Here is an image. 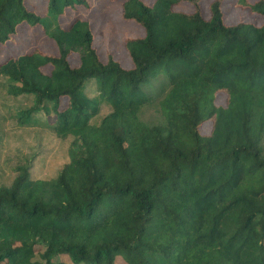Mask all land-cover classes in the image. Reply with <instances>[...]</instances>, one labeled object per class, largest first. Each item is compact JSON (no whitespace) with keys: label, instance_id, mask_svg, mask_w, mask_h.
Here are the masks:
<instances>
[{"label":"trees","instance_id":"1","mask_svg":"<svg viewBox=\"0 0 264 264\" xmlns=\"http://www.w3.org/2000/svg\"><path fill=\"white\" fill-rule=\"evenodd\" d=\"M224 1L205 17L200 0H123L143 29L128 67L100 60L88 19L61 24L86 0H0V46L24 24L55 48L0 61L12 125L70 138L51 177L32 174L38 149L8 165L0 264H264V0H234L259 24L226 23Z\"/></svg>","mask_w":264,"mask_h":264},{"label":"rangeland","instance_id":"2","mask_svg":"<svg viewBox=\"0 0 264 264\" xmlns=\"http://www.w3.org/2000/svg\"><path fill=\"white\" fill-rule=\"evenodd\" d=\"M89 8L79 6L75 12L67 10L66 15L60 18L61 24L65 26L75 16L88 19L94 32V46L101 61H106L107 53H110L115 60L123 66H130V61L123 46V39L126 36H142L143 29L131 20L121 17V4L123 0H86ZM151 4L153 0H143ZM211 0H200L203 16H208L207 6ZM252 1V0H250ZM28 7L43 14L45 13L46 0H26ZM176 10L192 12L193 7L189 3L181 2L174 6ZM224 21L235 23L240 19L261 23L260 16L241 10L234 4V0H225L223 3ZM34 47L40 48L45 53H55V48L51 46L39 28L31 29L26 25H20L16 34L0 46V61L7 56H17L28 52ZM70 63H77V55L69 57ZM50 66H44L43 70L48 72ZM0 81V115L4 114L5 120L0 122V131L4 134L0 137V183L8 182L12 177L8 165L13 163L15 156L20 151L38 149V156L33 163V175L40 177H51L64 164L67 159L66 151L70 138H57L52 133L44 131L34 125H12L13 120L9 117V112L16 103L4 93V87ZM217 105H224L225 93L219 92L214 100ZM108 108H102L101 114L107 112ZM210 121L203 122L199 131L208 134L210 131ZM60 259H65L61 256ZM115 264H125L120 257L116 258Z\"/></svg>","mask_w":264,"mask_h":264}]
</instances>
